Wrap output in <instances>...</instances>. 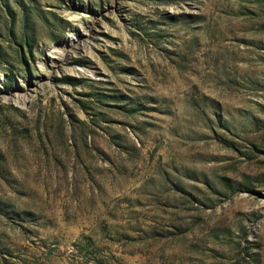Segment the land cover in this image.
Returning a JSON list of instances; mask_svg holds the SVG:
<instances>
[{
  "label": "rangeland",
  "instance_id": "obj_1",
  "mask_svg": "<svg viewBox=\"0 0 264 264\" xmlns=\"http://www.w3.org/2000/svg\"><path fill=\"white\" fill-rule=\"evenodd\" d=\"M0 264H264V0H0Z\"/></svg>",
  "mask_w": 264,
  "mask_h": 264
},
{
  "label": "bare ground",
  "instance_id": "obj_2",
  "mask_svg": "<svg viewBox=\"0 0 264 264\" xmlns=\"http://www.w3.org/2000/svg\"><path fill=\"white\" fill-rule=\"evenodd\" d=\"M73 39L75 40V37ZM73 39H71V41ZM77 45H78V43L73 41L69 45L60 44V45L54 46L50 51V53L53 55V62H52L53 67L57 68L58 65L61 64L64 57L70 52V50L71 49L74 50L77 47ZM90 47L91 46H89V45L83 46L84 51L83 50L82 51L85 55L92 56L93 53H92V49Z\"/></svg>",
  "mask_w": 264,
  "mask_h": 264
},
{
  "label": "trees",
  "instance_id": "obj_3",
  "mask_svg": "<svg viewBox=\"0 0 264 264\" xmlns=\"http://www.w3.org/2000/svg\"><path fill=\"white\" fill-rule=\"evenodd\" d=\"M22 31L26 34L28 32L26 28V16H23L22 18V24H21Z\"/></svg>",
  "mask_w": 264,
  "mask_h": 264
}]
</instances>
